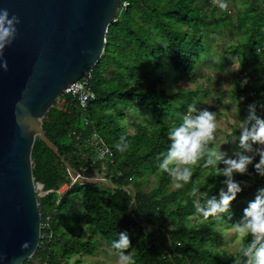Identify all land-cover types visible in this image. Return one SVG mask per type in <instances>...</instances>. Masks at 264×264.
<instances>
[{
  "label": "trees",
  "instance_id": "trees-1",
  "mask_svg": "<svg viewBox=\"0 0 264 264\" xmlns=\"http://www.w3.org/2000/svg\"><path fill=\"white\" fill-rule=\"evenodd\" d=\"M126 1L109 29L103 57L90 72L89 90L96 101L83 111L73 97L64 95L43 121L46 137L61 158L36 139L32 163L36 184L43 185L45 192L38 199L42 225L48 218L51 222L49 229H42L37 253L24 264H82L74 258L94 256L100 242L112 252L111 243L120 232L129 236L127 251L135 264H236L239 253L220 254L206 247L221 243L216 227H233L240 220L257 188L264 187V178L238 176L250 187L233 202L230 219L214 222L194 215L193 183L167 193L175 181L158 167L170 145L167 130L181 120L175 103L184 95H169L162 88L164 62L169 60L176 73L196 83L207 52L206 32L226 27L231 16L216 17L212 0H129L124 7ZM245 3L248 13L233 27L243 38L235 52L244 70L252 67L264 78V0ZM242 92L247 105L264 101V84ZM257 111L264 116L261 108ZM136 112L143 119L129 120ZM121 137L128 144L124 152L115 148ZM105 148L110 155L97 159ZM67 165L79 173L94 171L113 188L77 183L58 205L57 191L72 183ZM148 172L161 175L157 187L144 192L139 180ZM222 179L211 168L193 169L192 181L209 196L218 192ZM132 188L137 193L134 204ZM78 199L84 208L81 214L72 210ZM172 206L175 211L162 223L161 217ZM50 233L53 239L48 244L45 237Z\"/></svg>",
  "mask_w": 264,
  "mask_h": 264
},
{
  "label": "water",
  "instance_id": "water-1",
  "mask_svg": "<svg viewBox=\"0 0 264 264\" xmlns=\"http://www.w3.org/2000/svg\"><path fill=\"white\" fill-rule=\"evenodd\" d=\"M122 2L0 0V8L20 19L17 38L4 52L8 71L0 69V264H24L40 247L42 215L32 163L36 139L61 158L43 121L103 57ZM67 169L82 185L112 187ZM132 191L134 204L137 193ZM25 242L29 247L22 249Z\"/></svg>",
  "mask_w": 264,
  "mask_h": 264
},
{
  "label": "clouds",
  "instance_id": "clouds-1",
  "mask_svg": "<svg viewBox=\"0 0 264 264\" xmlns=\"http://www.w3.org/2000/svg\"><path fill=\"white\" fill-rule=\"evenodd\" d=\"M221 10H228L227 0H214ZM20 19L10 14L8 8H0V69L8 71V62L4 58L5 49L10 47L17 38ZM249 80L245 77L239 82L243 89ZM264 109V104H249L247 115L237 124L238 137L235 148L231 150L216 142L218 121L217 113L207 109H197L190 105L180 122L167 130L169 147L162 159L159 169L167 173L174 181L177 190L193 183L190 195L194 197V215L204 220L212 218L220 222L233 215V202L244 189L250 187L247 180L237 177L264 178V116L257 109ZM239 117V108H237ZM117 151L124 152L128 148L125 137L115 145ZM110 155L108 149L99 151L97 159ZM211 168L222 176L221 187L215 195L209 196L201 192L192 181L193 169ZM251 168V171H250ZM207 175V173H205ZM234 232L244 241L238 251L236 264H264V187L257 188L253 200L243 208L240 220L233 225ZM131 246L127 232L118 233V239L111 243V251L116 255V264H135L133 256L128 253ZM29 243L21 245L27 249Z\"/></svg>",
  "mask_w": 264,
  "mask_h": 264
},
{
  "label": "rangeland",
  "instance_id": "rangeland-1",
  "mask_svg": "<svg viewBox=\"0 0 264 264\" xmlns=\"http://www.w3.org/2000/svg\"><path fill=\"white\" fill-rule=\"evenodd\" d=\"M212 1L214 2V0ZM227 3L228 10H221L214 3L217 10L215 16L224 18L225 14H228L231 16V20L226 23V27L206 32L207 52L199 63L198 81L192 83L187 78H182L173 70L169 60H165L166 63L164 62V69L161 71L160 77L163 79L162 88L166 89L169 95L184 94L175 103V106L180 108L178 118L187 113L190 105H194L200 110L207 109L217 113L218 130L213 147L218 144L222 148L231 150L235 148L239 135L237 134V124L247 115V95L242 91L263 85L264 78L254 72L252 67L249 70H244L241 58L235 52V48L243 42V38L242 34L233 27H236L237 21L248 13L245 0H227ZM245 77L249 83L241 89L239 82ZM261 104H264V101ZM182 106L188 107L183 109ZM237 108H239V117ZM262 110L264 111V109ZM132 118L142 120L143 116L136 112L129 120ZM160 175L161 172H148L143 179L139 180L142 190L151 192L155 189ZM85 178L103 179L94 171H89ZM175 190V185H171L167 193ZM175 209L174 206L169 207L161 217V222L163 223ZM72 210L76 214L84 212L81 199L75 201ZM167 225L171 227L170 224ZM216 229L221 233V243L215 246L209 245L206 248L220 254H238L243 240L234 232L233 227L218 224ZM98 249L99 251L94 256H83L74 258V260L80 259L82 264H116L117 257L108 250L106 243L100 242Z\"/></svg>",
  "mask_w": 264,
  "mask_h": 264
},
{
  "label": "built area",
  "instance_id": "built-area-1",
  "mask_svg": "<svg viewBox=\"0 0 264 264\" xmlns=\"http://www.w3.org/2000/svg\"><path fill=\"white\" fill-rule=\"evenodd\" d=\"M124 1V0H123ZM129 0H127L126 2H124V7H128ZM123 3V2H122ZM91 79V75L90 73L87 75V77H85L84 79L80 80L79 82L71 85L66 91L64 95H68L73 97L79 104V107L81 108V110L86 111L89 109L90 105L96 101L97 96L94 92L89 90V82ZM103 151V150H102ZM107 155V154H106ZM105 155V156H106ZM82 177H86V170L80 173ZM72 183L71 184H65L64 186L61 187L60 190L57 191L58 195H59V201H58V205L60 204L61 200L64 198V196L69 192V190L77 183L76 180L71 179ZM82 185V184H81ZM83 186V185H82ZM45 194L44 192V187H42L41 184H37V195H38V199L43 196ZM50 222L51 219L48 218L45 225H42V229H49L50 228ZM53 239V234L50 233L48 236L45 237V240L47 241L48 244L51 243Z\"/></svg>",
  "mask_w": 264,
  "mask_h": 264
}]
</instances>
